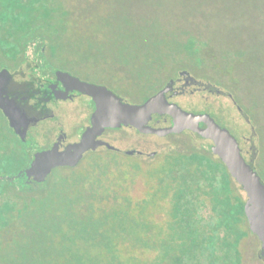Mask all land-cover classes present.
Returning a JSON list of instances; mask_svg holds the SVG:
<instances>
[{
	"label": "trees",
	"instance_id": "obj_1",
	"mask_svg": "<svg viewBox=\"0 0 264 264\" xmlns=\"http://www.w3.org/2000/svg\"><path fill=\"white\" fill-rule=\"evenodd\" d=\"M117 4V0H0V69L31 67L27 50L35 42H40V53L55 67L69 70L71 59L58 60L66 56L62 51L98 64L103 57L94 54L100 50L94 47L93 37L106 33L103 23L116 15ZM99 12L102 25L94 22ZM69 34L75 41L68 43ZM86 36L91 46L83 47ZM189 44L196 60L182 68L192 67L215 83L226 75L235 77L217 67L216 75L208 72L203 53L213 60L212 51L197 40ZM147 57L153 64L160 63L153 53ZM241 90L236 86L231 90L240 104ZM253 114L263 154L264 117ZM175 135H180L177 146L167 152L129 164L103 161L97 152L85 171L61 169L57 182L49 179L52 173L36 183L39 189L28 186L23 193L9 178L22 173L32 155L18 136V144L0 147V264H248L250 255L261 258L260 240L245 213L246 193L225 163L202 145L205 138L192 131ZM252 165L264 174V162ZM138 180L143 193L132 203L129 190ZM86 185L90 191L83 194L77 187ZM97 188L123 206L114 208L112 203L105 216L95 217ZM55 207L60 209L58 214L53 212Z\"/></svg>",
	"mask_w": 264,
	"mask_h": 264
},
{
	"label": "rangeland",
	"instance_id": "obj_2",
	"mask_svg": "<svg viewBox=\"0 0 264 264\" xmlns=\"http://www.w3.org/2000/svg\"><path fill=\"white\" fill-rule=\"evenodd\" d=\"M117 2L119 8L115 12L116 15L110 16L103 23L106 33L98 32L94 37L92 36L94 40H97L94 47L100 50L94 51V54L100 53L99 55L103 57L102 60L99 59L98 64L93 65L91 62L76 60V56L70 51L68 55L62 51V54L66 56L60 55L58 60L71 59L72 61L68 62L70 71L106 83L119 96L136 103L149 92H157L171 77L180 76V71L183 70L181 66L186 62L191 63L196 60V54L188 47L191 41L197 40L206 51L209 48L214 54L213 60H209L207 52L203 53L208 72L216 75L221 69H227L235 77L229 79L226 75L224 81L215 83L203 78L196 69L191 67L188 70L192 72L196 84L190 86L187 93L175 96L174 101L187 111L210 113L218 123L227 127L238 138L247 160L255 165L263 163L264 153H260L259 150L262 140L259 132L256 131L258 124L256 125L257 122L253 119L255 116L253 112L258 117H264V0H117ZM171 2L172 5H170ZM71 3L73 4V1ZM93 11L91 10V13ZM94 22L102 25L100 12L99 17H94ZM84 25L85 21L82 22V28ZM83 39L85 43L81 46H91L88 44L87 36ZM66 40L68 43L75 41L71 34ZM152 53L157 56L161 64H153L151 59H147V56ZM27 57L43 63L40 42H35L28 47ZM162 62H164L163 66H161ZM219 62L225 68L218 65ZM43 65L48 67L45 63ZM119 65L122 66L120 67L123 69L122 72L121 69L117 70ZM24 68L26 65L17 70L20 72ZM127 75L131 76L130 80ZM231 82L234 87L230 86ZM235 86L242 88L239 91L241 104L236 100V92H231ZM249 108L252 110L250 111ZM85 109L86 106L82 103L65 104L58 109L60 117L57 120L64 122L65 130L75 135L87 121ZM5 122L0 112L1 148L18 144L15 136L11 134L9 136ZM55 122L44 124L40 134L50 129ZM4 131H6V137L3 135ZM36 134L37 131L34 130L33 135ZM175 134L177 133L159 136L142 133L133 127L110 129L105 134L106 141L120 148L121 151L138 150L145 155H141L142 158H127L123 152L110 153L107 148L100 149L99 154L103 161L110 158L114 163L129 164L135 160L148 159L151 156L149 154L154 152L158 154L174 149L177 146L176 141L180 139V135ZM39 137L43 138V135ZM201 143L211 148L213 142L205 139ZM27 148L30 149L34 158L37 146L31 145ZM86 163L78 171H85L88 168ZM61 171V169L55 170L49 179L57 182V173ZM86 172L91 175L89 170ZM261 175L264 179V174L261 173ZM135 176L132 175L133 178ZM9 180L15 181L14 187L20 193L26 192L25 189L28 186L32 187L33 191L39 189L37 181H30L25 172L16 174ZM119 183L122 182L119 181ZM96 187L93 186L94 190ZM77 188L83 194L90 191L87 185ZM129 192L134 197L132 199L134 203L136 196L143 193L141 181L138 180L137 183L132 184ZM96 193V206L92 214L97 218L105 216L107 213L105 211H108L107 208L112 203L114 208L123 206L118 202L119 199L111 198L98 188ZM53 212L58 214L60 209L55 207ZM258 247L261 250V242ZM248 264H264V258L250 255Z\"/></svg>",
	"mask_w": 264,
	"mask_h": 264
},
{
	"label": "water",
	"instance_id": "obj_3",
	"mask_svg": "<svg viewBox=\"0 0 264 264\" xmlns=\"http://www.w3.org/2000/svg\"><path fill=\"white\" fill-rule=\"evenodd\" d=\"M58 74L64 81L74 82L76 89L91 95L96 103V110L92 116V124L80 141L70 144L65 151L53 147L34 155L30 165L24 170L30 181H46L54 168L76 165L87 151L95 150L101 145L114 149V145L100 138L107 128L131 126L142 133L159 136L189 130L213 142L212 152L225 163L231 176L246 193L245 213L252 233L261 242L260 256L264 258V181L252 162L245 157L238 138L227 127L218 123L208 112L187 111L178 103L171 102L167 95L174 89L173 80L144 102L132 103L106 85L83 81L68 71H59ZM12 79L13 74L8 67L0 69V108L16 133L25 141L28 125L33 118L29 117L15 99L8 96ZM156 114L171 115L173 124L163 127L152 125L151 121ZM125 152L133 155L135 150Z\"/></svg>",
	"mask_w": 264,
	"mask_h": 264
},
{
	"label": "flooded vegetation",
	"instance_id": "obj_4",
	"mask_svg": "<svg viewBox=\"0 0 264 264\" xmlns=\"http://www.w3.org/2000/svg\"><path fill=\"white\" fill-rule=\"evenodd\" d=\"M29 60L30 61L28 63L31 64V67L28 68L26 66V68H24V70H20V72L19 70L17 71L11 70L13 74V79L8 89V96L12 99H15L17 103L24 108V110L27 112L29 117L33 118V120L30 121L28 125L26 140L23 141L21 136L16 133L14 127H12L10 124L9 118L0 108V112L1 114H3L6 120L5 127L9 132V136L10 134L13 136H18L21 139V141L25 143L26 147L31 145L37 146L36 152L52 149L53 147H57V149L60 151H65L70 144L80 141L86 129L92 124V116L94 111L96 110V103L91 95L83 91H80L79 89H76L74 82L64 81L59 76L58 72L68 71L72 75L79 77L83 81L96 83L99 85H106L109 89L112 88L108 84L98 80H94L89 76L84 77L68 69L55 67L45 58L43 59V63H39L38 61H34L31 59ZM44 63L46 66L48 65L47 68L43 65ZM188 69L189 68H183V70L180 71V76H178L177 78L171 77L169 81L166 83L167 85L172 80L174 81V89L170 91L167 95L168 99L171 102H176L174 101L175 96L179 94L187 93L188 88L196 84V79L192 76V72ZM183 72H187V73H183ZM165 86H163L162 88H164ZM75 102L82 103L86 106L85 113H86L87 121L78 129L75 135H72L65 130L64 128L66 126L65 123L62 121L59 122L57 118L60 117V115L58 114L59 113L58 109L60 107L64 106L65 104L75 103ZM199 113H204V112H199ZM48 122H55V123L51 126L50 129L44 130L43 133L40 134V131L43 130L42 129L43 125ZM151 124L156 127L170 126L173 124V118L171 115L156 114L154 115ZM202 126H205V124L202 123ZM123 127H131V126H123ZM121 128H107L106 131L100 136V138L106 140L105 134L108 130L110 129L117 130ZM34 130L37 131L36 135H33ZM184 132H190V131L186 130ZM3 135L6 137V131H4ZM40 135H43V138H40L39 137ZM169 135H174V133ZM102 148H107V150H112L115 152H123L124 154H126L125 152L126 150L121 151V149L118 147L111 149L106 145H101L95 150L91 149L87 151L78 164L58 166L54 168L53 172L57 169L79 170L82 166L85 165L84 164L85 162H87L86 164H88L90 157H92L95 153L99 152V150ZM27 149L30 150L29 148ZM135 154L145 155V153L138 150H135L134 155ZM153 154H155V152ZM153 154H149V155H153ZM32 160H33V156L31 161Z\"/></svg>",
	"mask_w": 264,
	"mask_h": 264
}]
</instances>
